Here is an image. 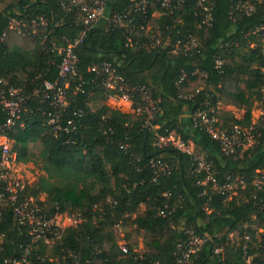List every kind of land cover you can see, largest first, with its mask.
<instances>
[{
	"label": "trees",
	"instance_id": "16d2710c",
	"mask_svg": "<svg viewBox=\"0 0 264 264\" xmlns=\"http://www.w3.org/2000/svg\"><path fill=\"white\" fill-rule=\"evenodd\" d=\"M251 1L255 10L246 15L235 10V0H215L208 32L197 30L195 6L187 3L172 20L151 18L152 32L133 36V42H149L160 28L176 25L174 41L181 31L195 34L201 42L200 49L190 54L136 50L122 30L93 28L77 50L78 76L66 89L64 108L57 110L70 132L56 136L49 124V114L56 111L52 101L42 102L36 93L44 90L45 82L55 84L59 79L62 57L51 50L53 43L64 46V40H75L84 28L76 13L66 12L59 0H0V78L27 98L25 111L8 137L14 142L16 161L38 165L43 173L28 186L25 197L35 200L50 217L83 218L65 230L60 242L35 245L30 264L56 260L72 264L71 255L80 264H176L178 246L189 237L187 230L209 238L190 264H264V191L253 186L256 171L264 170V0ZM129 7L128 0L109 3L117 11ZM156 9L153 5L150 11ZM40 17L47 20L46 29L36 22ZM12 18L24 20L26 36L9 29ZM218 58L224 62L220 69ZM102 63L111 64L127 82L152 91L159 113L151 124L158 130L147 124L145 115L108 106L115 92L89 71ZM254 102L263 112L256 123ZM220 106L245 114L238 119ZM188 109L192 115L214 110L221 130L253 127L260 137L240 157L225 156L219 143L201 129H194L201 143L193 154L157 147L158 134L174 133L187 143L180 120ZM7 118L0 105V124ZM69 121L72 126H67ZM196 158L213 164L219 183L240 176L247 189L228 200L199 185L206 173L196 172ZM158 160L173 165L170 176L156 178L151 162ZM254 219L263 232L248 229V243L230 244L229 234ZM117 225L129 232L119 237ZM26 234L11 210L0 209V264L24 255ZM124 241L128 254L118 244ZM217 249L222 252L216 254Z\"/></svg>",
	"mask_w": 264,
	"mask_h": 264
},
{
	"label": "built area",
	"instance_id": "2783aa9c",
	"mask_svg": "<svg viewBox=\"0 0 264 264\" xmlns=\"http://www.w3.org/2000/svg\"><path fill=\"white\" fill-rule=\"evenodd\" d=\"M110 1L59 0L66 12L76 13L77 21L84 29L83 33L75 40H64V46L53 43L51 50L57 52L62 57V62L59 66V79L55 84L45 82L44 90L41 93H36V95L42 96V102L52 101V105L56 111L49 114V124L53 127L56 136L59 133L64 132L68 134L70 132L69 128L63 125L62 115L57 110L64 108L66 89L69 87L70 81L78 76L77 50L83 45L86 34L93 28L102 25L107 31L113 28L122 30L124 37L128 40L129 46L136 50L152 52L153 50L163 49L167 50L169 55H177L180 52L190 54L200 49L201 42L195 34L178 31L176 41H174V30L177 26L173 25L166 28V30L160 28L158 32L154 33L152 40L149 42H133V36L136 32L143 35L152 32L151 18L162 21L164 19L172 20L179 8L187 3H193L195 6L194 16L197 20L195 23L197 30L208 32L214 22L213 10L215 0H128L130 7L122 11L109 8ZM235 2V10L242 11L246 15H251L255 10L251 0L246 3H243L242 0H235ZM153 5L157 6L158 9L151 12L150 9ZM137 15L141 17L140 20L136 19ZM36 22L43 29H46L48 26L45 18L40 17ZM9 29L19 35L26 36L28 34L24 20H19L18 18L10 20ZM46 40L47 37H44L43 43ZM223 64V60L218 58L216 62L217 68L220 69ZM89 71L98 77H102L104 79L103 87L114 91V96L125 101L132 113L145 115L147 117V124L155 130L159 129V127H154L151 124L159 113V106L150 89L127 82L109 63L95 65ZM26 103L27 98L20 90L11 85L7 80L0 78V105L8 116L6 122L0 124V209L11 210L18 225L27 230L26 237L29 238V241L23 248L24 255L20 259L6 260L5 264H30L28 258L32 255L35 245L56 244L63 239L66 229L76 227L83 222L81 215L50 217L45 214L35 200L25 197L29 185L14 178L12 175L10 163L16 155L13 153L14 142L8 137V132L16 126V123L21 118L22 112L25 111ZM192 122L195 129L205 131L212 140L219 143L225 156L238 155L240 157V155L245 154L253 147L260 137L253 127L243 128L235 126L230 130H221L219 128V118L214 110L197 111L192 115ZM67 126H72V122H67ZM156 146L159 148L173 147L183 153L193 154L182 137L174 133L168 136L158 134ZM196 161H198L196 172L206 173V178L199 185L211 187L210 189L213 192L228 196V200H231L234 196L247 189L245 179L240 176H228L223 183H219L216 179L213 164L205 162L203 158H196ZM151 167L156 171V178L160 175L170 176L173 171V165L161 160L152 161ZM253 186L258 192L264 191V170L256 171ZM161 215L166 216L164 212ZM64 216H67L71 223L69 227L63 223ZM257 226V222L254 219L253 224H245L233 231L229 234V243L233 245L240 244L242 241L248 243L250 237L247 230H258ZM115 229L122 230L120 225H117ZM258 231L259 233L263 232V230ZM187 234L189 235L188 240L180 243L178 246L176 264H190L192 257L209 241L208 237L196 236L192 230H187ZM242 234L244 235L242 236ZM118 244L124 254L129 253L126 242H119ZM221 252L222 249L215 251L216 254ZM71 258L73 259L72 264H80L78 257L71 255ZM55 264L70 263L56 260Z\"/></svg>",
	"mask_w": 264,
	"mask_h": 264
},
{
	"label": "rangeland",
	"instance_id": "374dc122",
	"mask_svg": "<svg viewBox=\"0 0 264 264\" xmlns=\"http://www.w3.org/2000/svg\"><path fill=\"white\" fill-rule=\"evenodd\" d=\"M123 102L126 103L125 101H122V100H121V102H119V104H118L119 108L128 110L129 106H126L125 104H123ZM111 107L114 108L116 106H114V104H111ZM262 113H263L262 112V108L259 106V103L254 102V108H253V113H252L253 121L256 122V121L260 120L262 118ZM236 114L239 115V116H242V115L244 116L245 112L244 111L243 112L240 111V112H236ZM34 152H37L36 148H34ZM15 157L10 163V169L12 171V175H13L14 178H16L18 180H21L25 184L32 185L41 176H43V173L39 169L38 165H35V164H27V165L21 164L18 161H16ZM59 219H60V217H59ZM63 223H65V225L67 227H69L70 224H71L70 221L68 220L67 216H64ZM115 230H116V233L118 234L119 237H124L127 234V232H129V231L121 230V229L120 230L115 229ZM130 242L133 243L135 241L131 240ZM137 243H139L138 251H142L143 250L142 244L140 243V241L137 242Z\"/></svg>",
	"mask_w": 264,
	"mask_h": 264
},
{
	"label": "crops",
	"instance_id": "0c3cea01",
	"mask_svg": "<svg viewBox=\"0 0 264 264\" xmlns=\"http://www.w3.org/2000/svg\"><path fill=\"white\" fill-rule=\"evenodd\" d=\"M119 102H121L120 99H118L115 96H112L107 104H108L109 107H111V104H114V106H116V107H114V108L111 107V108L115 109V110H118V111H121L123 113H132L130 111V109L125 110V109L119 108V105H118ZM123 104H125L126 106H129L127 103L123 102ZM219 108L221 110H224L225 112L233 113L235 116L237 115L236 112H240V110H238V109H236V108H234L232 106H228V107L220 106ZM241 112H243V111H241ZM236 118L241 119V118H243V115L242 116L237 115ZM180 124H181L182 129L185 132L186 137L188 138L187 139V144L190 147L192 153H194L195 145L198 142L199 143H201V142H200L199 139H197V134H196V132L194 130L195 128L192 125V111H191V109L186 110L185 114L183 115V117L180 120Z\"/></svg>",
	"mask_w": 264,
	"mask_h": 264
}]
</instances>
